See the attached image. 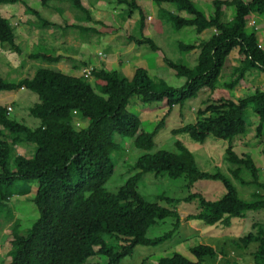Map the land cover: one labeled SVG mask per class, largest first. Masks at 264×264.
Instances as JSON below:
<instances>
[{"label": "trees", "instance_id": "trees-1", "mask_svg": "<svg viewBox=\"0 0 264 264\" xmlns=\"http://www.w3.org/2000/svg\"><path fill=\"white\" fill-rule=\"evenodd\" d=\"M17 1L0 0V3ZM52 1L62 0H41L44 6ZM70 1L80 11L90 14L82 0ZM115 1L126 6L129 17L140 12L137 24L140 39L134 37L133 41L148 44L156 51L154 41L144 37L145 16L138 0ZM154 2L175 4L179 11L189 14L183 17L169 12L168 19L177 30L184 27H195L198 33L213 30L208 39L199 43H180L185 52L199 49L193 68L164 56L167 66L178 77L186 78L180 87L152 77L143 67L132 78L118 70L94 68L93 82L83 75L74 76L42 66L33 76L15 81L0 76V91L25 88L39 96V101L30 108V114L40 120L34 128L13 119L8 106L0 104V227L15 219L12 197L29 194V184L34 181L38 189L29 199L40 213L26 233H21L19 220L11 226L8 264H122L125 258L133 256L138 245L156 247L178 235L184 221L230 227L234 218H244L248 211H264V180L260 179V170L251 153L239 154L232 145L235 137L247 131L246 110L250 105L259 117L257 136L264 139V89L257 88L236 100L228 93L245 84L253 70L264 73V48L256 33L247 30L252 13L264 15V0H213L209 15L193 0ZM229 7L235 8V14L226 21L224 14ZM27 10L39 13L29 6ZM38 17L41 27L55 26L40 14ZM73 27L87 30L78 24ZM0 44L13 52H22V46L16 43L15 27L9 18L1 15ZM236 48L240 55L238 65L234 66L230 80L221 84L223 69ZM30 58L55 64L61 56L35 53ZM205 88L212 92L219 88L225 91L213 102L205 101L207 106L198 109L195 122L174 128L172 133L188 134L200 144L210 136L230 140L225 156L230 166L228 172L220 167L214 172L200 169L194 153L181 140L175 141L176 150L153 151L155 136L173 108L183 107ZM134 95L146 104L165 101L168 105L166 116L152 132L142 129L139 116L128 109ZM117 134L132 139L134 151L142 153L129 163L128 178L112 188L110 183L117 175V165L127 153L126 146L124 150L116 141ZM29 143L35 145L31 157L18 152L17 146ZM146 173L157 178L184 177L188 189L199 180H218L226 193L216 200L200 192L185 198L160 193L152 201L139 190ZM234 181L254 188L251 199L239 197ZM193 200L198 201V211L183 219L177 205ZM161 201L168 206L161 205ZM167 221L168 231L148 236L152 226ZM252 245L254 249L250 248ZM238 250H252L253 264H264V222H254L250 232L220 247L205 243L190 246L193 259L176 251L171 256L161 255L157 264H241L229 258L232 251ZM96 256L105 257L106 262H87ZM142 264H148L146 258Z\"/></svg>", "mask_w": 264, "mask_h": 264}, {"label": "rangeland", "instance_id": "rangeland-1", "mask_svg": "<svg viewBox=\"0 0 264 264\" xmlns=\"http://www.w3.org/2000/svg\"><path fill=\"white\" fill-rule=\"evenodd\" d=\"M106 2L108 4V7L110 8L109 18L104 17L102 20L106 22L110 21L111 24H114V19L116 20V4L119 6L120 4H118L115 0H107ZM41 3L42 2L38 0H18L15 3H0V15L11 19L10 21L15 27L16 41L17 43H22L21 54L13 52L14 55L8 56L3 52L2 49H0V76L9 81L19 80L22 77L33 76V72H35L41 66L58 69L56 64L44 62L42 59H32L27 54L33 52L45 54L47 53L51 55L56 54V50L53 49L50 45L53 39L52 37H49L47 28H45L46 30L40 28L41 21L39 18L35 19L34 25H30L28 23L29 26L27 27V30L33 31L35 29V31L39 33V38L36 40V42H40L41 45L35 46L33 51L29 50L25 42L23 41L24 37L22 38V34L19 33V29L24 25L26 26L25 23L30 17L27 16L28 12H30L27 10V7L29 6L31 8L32 6L37 9H42L41 6L43 4ZM49 4H52V6L63 4L64 6L66 5L67 8L71 7V9H68L65 14L64 12L61 13L62 9L56 11V13L54 12L55 14L60 13L61 18H59L58 21L63 22L64 25L65 21L70 18L72 10H74V16L76 15V17H79V15L83 14V12L77 9L70 0L52 1ZM167 4H170L168 5L170 11H176L179 15L182 14L183 17H189V14L186 11H178L175 4ZM198 7L209 14L212 13L213 10L212 4L208 6L198 5ZM234 14L235 8H226L224 19L228 21L234 17ZM40 15L42 18L49 19L54 14L52 13L51 9H42V13ZM95 16H97L96 11ZM113 16L114 19H112ZM253 17L257 20L256 26H252L250 23ZM261 22V17L257 13H252L248 18L247 30L248 32L254 31L256 33L258 41L261 42L262 46L264 47V31L262 30ZM74 24H80L79 20H75ZM81 24H83V22ZM73 26H64V30H58L59 35H57L62 36L65 34V32H69V34L72 33L74 35L73 38L77 37L80 42H94H88L91 43V47H94L95 43L97 44L99 37L96 34L93 35L91 32H85L84 30L77 29V27ZM163 26L164 32L162 40H160V37H156L154 39L157 44H160V42L163 41L162 44L165 47L163 48V50H161V52L164 54V56H167L176 63L193 68L197 64L199 51L196 50L195 52L187 53L182 50L180 43H199L204 38L208 39L212 35L213 30L207 29L202 34L198 33L195 27H184L177 30L169 19L164 22ZM104 31H110L109 27H105ZM113 41L116 42L115 38L111 42ZM81 44L85 45L86 43H80L79 48L81 47ZM77 46V43L68 44V48L71 47L73 52H75V49H78ZM115 46L116 45H113V43H105L103 49L105 54L102 53L100 55L105 58L106 53H108L109 50L112 47L114 48ZM145 48H147L146 53L140 57L142 62L138 65L146 67L151 72V74L149 73L151 76L156 78L162 75L167 83L175 87H180L186 82L185 77H178L175 71L167 66V64L164 62L163 56L153 51L149 46H146ZM238 54V48L234 49L231 52L229 60L226 63V66L224 67L222 76L220 78L221 84L230 80L229 78L233 71L234 65H236L239 60L238 57L240 55ZM121 58H123L124 60L130 59L134 61L136 59V54L131 53L126 54V56L121 55ZM158 58L160 60V64H158ZM153 68H159L160 70H152ZM90 79L93 82L94 79L92 77H90ZM244 82L245 84L238 85L234 90L228 91V93L231 94L232 98L237 99L238 97H244L253 93L257 88L264 89V73L258 70H253L252 72L248 73ZM224 91L225 89L219 88L215 92H212L210 89L205 88L198 93L197 97L187 100L183 107L175 106L171 113L166 117L165 124L155 136V148L153 151L159 149L176 150L175 141L181 140L194 153L195 159L200 169L204 171L214 172L218 167H220V169H222L223 171L228 172V168L230 166L228 165L225 156L226 148L231 143L230 140L219 139L210 136L204 144H200L193 141L188 134L174 135L172 133V130L174 128H178L186 124L195 122L198 109L206 108L207 106V103H205V101L212 100L211 102H213V100L218 99ZM6 94H12L11 97L5 99L6 103L9 102V100L16 101L15 105H13L14 107L10 104V106L13 107V111H11L10 116L13 119L18 120L19 122H23L26 125H29L30 127H36L37 124H34V121L39 124V119L33 117L30 114V108L36 102H38V94L28 89L18 92L12 91ZM128 109L139 116L142 129L148 132H152L156 128L158 123L166 116V113L168 112V105L165 101L146 104L141 101L138 95H134L130 100ZM246 120V133L244 135H238L237 137H235L232 145H234V149L239 154H244L247 152L251 153L257 167L260 170V179L264 180V155L262 151V141H264V139L257 136L256 126L259 123V117L255 114L252 105H250L246 110ZM115 139L117 142L123 145L124 150L126 146L127 153L124 159L119 161L117 165V175H114L115 179H113L110 183V186L112 188H115L118 185L122 184L125 181L126 177L128 178L129 163L132 164L135 161L136 157L142 153L139 150L134 151L131 141L132 139L129 140L123 138L119 134L115 136ZM29 145L32 146L33 149H35V145L29 143L27 145H23L25 147L23 150H21L20 146H18L17 150H19V152L21 151L27 157H31L33 152ZM117 154L118 153H116V155ZM234 182L237 186L236 188L239 197L244 200L251 199V193L254 188L252 186L243 187L237 181ZM186 184L187 181L184 177L177 179H172L168 176L157 178L153 173H146L142 181L140 182L139 190L146 198L152 201H154L155 197L160 193H164L167 196L171 197L185 198L190 193L200 192L206 198L211 200H216L226 193L225 186L221 181L218 180H199L191 187V189H188ZM29 189V192L31 194L25 195L22 193V195H15L14 197H12L11 201L12 206L14 207L15 219L6 225L2 224V226L0 227V256L4 257L2 261L7 259L8 251L11 248V226L14 224V222L16 220H19L21 225V233H26L27 230L31 228L33 223L39 217L40 213L36 204L29 199V196L32 198L36 194L38 183L36 181L30 183ZM160 204L168 206L164 201H161ZM176 208L181 217L185 219L189 214H193L198 211V201L193 200L192 202H182L178 204ZM257 221L264 222V211H248L246 213V217L234 218L233 224L230 227H224L220 225H207L203 222L195 220L184 221L182 227L180 228V231L177 233L178 235H175L172 239L156 247L138 245L135 248L133 256L125 258L122 264H142L145 258L148 264H157L158 258L161 257V255L171 256L176 251L184 253L185 255L193 259V255H191V253L189 252L190 246L199 243L210 244L217 247L223 246L225 242H229L232 238L241 237L250 232L252 230L253 223ZM169 225L170 224L167 221L152 226L148 231V236L154 237L168 231ZM250 248L254 249L255 245H252ZM251 251L252 250H250L249 252L246 250H238L232 252L229 251L231 252L229 258L239 261L241 262V264H253L254 261L253 257L250 254ZM94 261L105 263L106 258L103 256H96L94 258L91 257L87 262L91 263Z\"/></svg>", "mask_w": 264, "mask_h": 264}, {"label": "crops", "instance_id": "crops-1", "mask_svg": "<svg viewBox=\"0 0 264 264\" xmlns=\"http://www.w3.org/2000/svg\"><path fill=\"white\" fill-rule=\"evenodd\" d=\"M41 1V0H38ZM107 0H82V3L85 8L89 11L90 14L83 12L82 15H79V17L74 16V10H72L70 14V18L65 21V25L63 22L58 21L59 18H61L60 13H56V11H59L62 9L61 13L64 12V14L67 12L68 9L66 5L64 6L63 4H58L52 6V4H48L47 6L42 5V9H51L52 15L49 20L53 23H55V26H46V27H41L42 29L47 28V31L49 32V37H52V42L50 45L52 46L53 49L56 50L55 56H61V59L59 60L58 63H55L57 65V68L62 70L66 74L74 75V76H81L82 71L87 68V67H93V68H105L108 70H118L125 76L132 78L136 72V70L139 67H142L140 64L142 61L140 57L146 53V46H149L148 44H140L137 43L136 41H133V38L136 37L140 39L139 34L137 32V24L140 19V12L136 11L132 14L131 17L127 15L126 7L125 5H117L116 4V20L114 19V16L112 19H114L115 23L111 24V22H106L102 20L104 17L109 18V12L110 8L108 7V4L106 2ZM197 5H211L213 0H193ZM248 1V0H246ZM42 4V3H41ZM138 4L142 8L145 16V29H144V37L150 38L154 41L155 45L158 47V49L155 51L159 53L161 56H163L164 59V54L161 52L163 48L165 47L162 42L160 44L155 42L156 37H160V40L163 38V32H164V22L168 20L169 18V12L173 14H178L176 11H170L168 8L167 3H163L161 5L157 4L154 2V0H138ZM108 7V9H107ZM177 7V6H176ZM31 8L37 10L39 13H42V9H37L31 6ZM149 8V12H148ZM178 9V8H177ZM95 11L97 12V16H95ZM179 11V9H178ZM55 12V13H54ZM82 12V11H81ZM206 13V12H205ZM38 14H33L31 12H28L27 16H30L32 18H28L26 21V26H22L19 29V33L22 34V38L24 37V42L26 46L28 47L29 50L34 49L35 46L41 45V43L36 42V40L39 38L37 31L35 29L33 31L27 30L29 24L34 25L35 24V19L39 18ZM209 14V13H206ZM179 15V14H178ZM182 15V14H181ZM261 17V25H262V30L264 31V15H259ZM8 18V17H7ZM11 20V19H10ZM79 20L80 26L87 27V30L85 32H91L93 35H97L99 37L97 44L95 43L94 47H91V43H94L92 41H88L91 43H88L87 41L80 42L77 37L73 38L74 35L72 33L69 34V32H65L64 35L58 36V30H64L63 27H68V26H73L74 21ZM256 21L257 25V20L253 17L251 19ZM164 21V22H163ZM250 21V22H251ZM83 22V24H81ZM29 23V24H28ZM69 24V25H68ZM92 24V25H88ZM108 24V25H107ZM103 25V27H102ZM260 26V25H259ZM109 27L110 31L105 32L104 28ZM89 28V29H88ZM22 29V30H21ZM79 29V28H77ZM46 30V29H45ZM206 31V30H205ZM203 31L202 33H204ZM213 32V31H212ZM18 33V35H19ZM200 33V34H202ZM58 34V35H57ZM55 35V36H54ZM56 37V38H55ZM115 38L116 42H111ZM205 39V38H204ZM103 40V41H102ZM113 43V45H116L114 48L112 47L108 53H106L105 58H103L100 54H105L104 52V44L107 43ZM17 43V41H16ZM77 43V48L73 52L72 48H68V44H73ZM80 43H86L85 45H80L81 47L79 48ZM198 43V42H196ZM261 44V42H259ZM22 45V43H17ZM262 45V44H261ZM76 47V46H74ZM150 47V46H149ZM263 47V46H262ZM264 48V47H263ZM0 49L3 50L4 53H6L8 56L14 55L13 51H11L8 47L3 48L0 45ZM196 50L199 51V49H194L189 52H195ZM154 51V50H153ZM36 52L33 53H27L29 56L30 54H35ZM135 53L136 54V59L130 60L126 59L124 60L121 58V55L126 56V54H131ZM199 55V54H198ZM239 55V54H238ZM129 58V57H127ZM240 58V56L238 57ZM10 59V58H9ZM198 59V57H197ZM165 62V61H164ZM166 63V62H165ZM158 64H160V60L158 58ZM167 64V63H166ZM238 63L234 66H237ZM160 66V65H159ZM146 68V67H143ZM147 69V68H146ZM148 70V69H147ZM152 70H160L159 68L152 69ZM36 72V71H35ZM35 72H33L35 74ZM148 72L151 74V72L148 70ZM33 74V75H34ZM153 77V76H152ZM158 78H163L162 75H160ZM165 80V79H164ZM166 81V80H165ZM26 90L25 88L19 89V90H14L15 92L18 91H23ZM8 90H1L0 91V104L2 105H7L10 106V104L13 106L15 105L16 101L14 100H9V102H5V99L8 97H11L12 94H6L10 93L12 91ZM239 98V97H238ZM236 100V98H233ZM39 101V98H38ZM14 107V106H13ZM39 125L36 121H34V124ZM40 123V120H39ZM21 150H23L25 147L23 145H19ZM22 146V147H21ZM31 147L32 152L33 148ZM18 149V146H17ZM19 152V150H18ZM20 153H22L20 151ZM23 154V153H22ZM31 194V193H29ZM30 197V196H29ZM9 252V251H8ZM3 256H0V264H8L10 262V257L7 259L3 260Z\"/></svg>", "mask_w": 264, "mask_h": 264}, {"label": "built area", "instance_id": "built-area-1", "mask_svg": "<svg viewBox=\"0 0 264 264\" xmlns=\"http://www.w3.org/2000/svg\"><path fill=\"white\" fill-rule=\"evenodd\" d=\"M252 26H256V21L252 20L251 22ZM262 47V45H260ZM94 68L93 67H87L82 71V75L85 77H92V72H93ZM11 111H13V107L12 106H8V113L11 114ZM77 125H80V121L77 122Z\"/></svg>", "mask_w": 264, "mask_h": 264}, {"label": "clouds", "instance_id": "clouds-1", "mask_svg": "<svg viewBox=\"0 0 264 264\" xmlns=\"http://www.w3.org/2000/svg\"><path fill=\"white\" fill-rule=\"evenodd\" d=\"M24 89V88H23Z\"/></svg>", "mask_w": 264, "mask_h": 264}]
</instances>
